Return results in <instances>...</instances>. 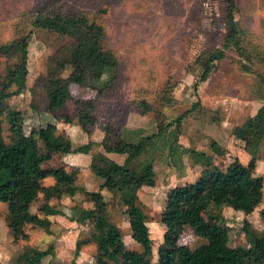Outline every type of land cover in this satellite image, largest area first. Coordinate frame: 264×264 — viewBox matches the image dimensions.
<instances>
[{
	"label": "rangeland",
	"instance_id": "1",
	"mask_svg": "<svg viewBox=\"0 0 264 264\" xmlns=\"http://www.w3.org/2000/svg\"><path fill=\"white\" fill-rule=\"evenodd\" d=\"M236 3L234 15L242 30L240 48L227 50L208 78L200 81V62L209 54L205 52L222 48V0H0V45L29 38L26 86L18 95L5 99L7 107L22 113L26 134L35 131L44 157L41 169L75 171L77 187V192L69 196L52 175H46L30 206L34 220L16 233L8 225L7 204L0 203V264H16L27 250L40 254L38 264H93L99 231L90 216L96 202L86 193L98 191L107 203L108 221L119 229L124 248L143 251L131 237L129 208L122 204L117 190L100 188L103 181L90 168L91 157L104 151L99 141L108 127L112 131L105 141L114 143L119 139L123 144L138 143L163 128L164 136L145 141L142 154L128 163L136 172L147 162L153 165L152 185L138 191L152 239L151 263L160 262L166 247V227L160 218L169 189L194 183L198 178L194 174L199 170L200 175L204 166L178 144L180 134L185 135V141L190 140L192 149L196 144L209 148L210 141L204 138L202 129L225 120L228 134L246 138L244 148L253 158L264 156V0ZM67 5L77 7L103 27L115 64L104 76L108 82L101 91L70 84L71 98L51 114L47 110L49 60L68 40L54 31L35 28L30 22L43 8ZM19 62L20 56L7 60L0 56V83L6 67ZM70 69L67 65L62 75L66 77ZM80 111L89 113L94 124H80ZM67 117L70 122H66ZM0 120L2 136L8 142V120L5 115ZM47 123L55 124L57 131L54 139L46 141L38 136V130ZM88 144L87 154L76 151ZM236 146L232 143L230 149ZM187 153L186 159L183 156ZM206 154L213 165L224 169L237 159L225 152ZM123 157L125 161V153L113 154L117 162ZM181 160L184 166L179 168ZM242 160L239 162L244 166L251 164V158ZM253 163L251 174L263 176L256 161ZM45 208L58 209L62 215L46 214ZM263 209L264 187L262 202L251 212L237 214L227 206L218 209L224 220L221 227L226 245L241 249L250 246L247 223L264 234ZM203 220L208 221L205 214ZM178 243L193 250L206 240L186 227Z\"/></svg>",
	"mask_w": 264,
	"mask_h": 264
},
{
	"label": "trees",
	"instance_id": "2",
	"mask_svg": "<svg viewBox=\"0 0 264 264\" xmlns=\"http://www.w3.org/2000/svg\"><path fill=\"white\" fill-rule=\"evenodd\" d=\"M222 2L225 9V36L222 48L205 52L209 54L200 62L202 68L200 81L208 78L215 63L225 57L227 50L240 48L242 30L234 15L237 8L236 0ZM30 23L35 28L62 34L68 40L49 60L47 78L49 113L53 114L60 110L71 98L70 84L88 86L98 91L103 89L108 82L104 76L112 71L115 58L113 52L106 46L103 27L95 19L77 7L67 5L66 8L55 6L43 8L37 11ZM28 39L24 36L0 45L2 58L7 60L20 56L18 64L6 67L4 74H1L0 83V117L6 116L10 132V140L7 142L1 133L0 120V203L7 204L8 225L14 233L18 232L23 224L34 220L35 215L31 213L30 206L40 188V180L46 175H52L57 184L65 187L64 192L69 196L77 192L75 171L67 173L63 168L41 169L44 157L40 153L35 131L26 134L22 127V113L8 109L5 102L6 98L18 95L26 86ZM67 65H70L71 69L65 77L62 73ZM86 105L90 106V102ZM82 111L79 113V123L93 125L94 120L89 118L87 115L89 113ZM65 120L70 122L68 117ZM180 120L181 117L176 120L177 124ZM160 128L153 135L143 137L138 143L133 144H123L119 139L114 143H108L109 141L105 139L112 130L109 127L105 129V137L100 142L104 152L125 153L127 157L124 163L120 164L102 152L97 153L92 156L90 168L102 179L100 188L117 190L120 201L129 208L127 214L131 237L142 246L143 251L137 253L124 248L119 229L108 221L107 203L102 193L100 191L86 193L96 202L90 216L99 231L93 264H264V234L255 231L247 223L245 231L250 246L241 249L226 245V235L221 227L224 220L218 210L222 206H227L235 211L248 213L260 205L263 199L264 175L251 174V170L254 169L253 161L256 159L252 157L248 166L242 165L236 159L224 169L213 165L209 160L211 157L206 153L194 149L184 150L193 154L195 162H203V170L194 183L169 189L160 218V222L166 227V247L159 263L149 261L152 239L146 222L147 215L138 200V191L144 185H152L153 165L147 162L139 172H136L128 167V163L142 154L146 147L145 141L164 136L162 126ZM56 131L55 124L47 123L38 130V136L46 141L52 140L56 136ZM174 138L176 139L177 135H174ZM89 146L90 144L78 147L76 151L87 153ZM211 147L215 154L224 153L216 142H212ZM43 211L49 215L61 214L55 208H45ZM204 214L208 218L207 222L203 220ZM261 215L264 219V209ZM186 227H189L196 236L204 238L206 243L193 250L180 245L179 235ZM79 249L78 243L76 254ZM27 251L18 257L16 264L39 263L40 254L37 251Z\"/></svg>",
	"mask_w": 264,
	"mask_h": 264
},
{
	"label": "crops",
	"instance_id": "3",
	"mask_svg": "<svg viewBox=\"0 0 264 264\" xmlns=\"http://www.w3.org/2000/svg\"><path fill=\"white\" fill-rule=\"evenodd\" d=\"M226 128H227V122L225 120H222V122H220L218 124L217 123L215 124L214 122H212V124L206 125L202 129V131L204 132V138H206L207 141H210V146H209V148L203 149L201 144H196L194 147V150L202 151L204 153H210V152L214 153L213 150L211 149L212 148L211 143L216 142L217 145L219 146V148L223 152H225L226 155H228V156L231 155V156L237 158L238 161H240L242 159H244V161H248L250 158H252V156L247 152L246 148H244L246 146V142L244 141V140H246V138H241L239 136H234L232 134H228L226 131L227 130ZM184 136H185L184 134H180V136H178V140H177L178 144H182L184 146L183 149H192L191 145H190V140L187 139V141H185L186 139ZM104 137H105V131H103V135H101V140L99 142H101L104 139ZM128 142H130V141H128ZM232 143H237L239 146L234 147V150H232V149H230L231 148L230 146L232 145ZM101 152L104 153V155L107 156L108 158H110L111 160L116 161L113 158L114 153H105L104 151H101ZM241 154H242V157H240ZM187 156H188V153L185 154V156H183V157H185L187 159ZM91 159H92V157H91ZM123 161H124V157H123V160L121 162H123ZM255 161L257 163L258 170H260V171H258V172H260L259 175H262L264 173V156L262 158H257ZM121 162H118V163H121ZM182 166H184V160L183 161L181 160L180 165L178 167L180 168ZM255 168L257 169V167H255ZM256 172H257V170H256ZM198 173H199V170L194 174V176H195L194 178H197V176H199V175H197ZM191 180H192V178H191ZM235 212L237 214H240V211H235ZM58 215H62V214H58ZM75 221L77 222V219Z\"/></svg>",
	"mask_w": 264,
	"mask_h": 264
}]
</instances>
